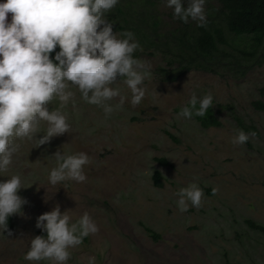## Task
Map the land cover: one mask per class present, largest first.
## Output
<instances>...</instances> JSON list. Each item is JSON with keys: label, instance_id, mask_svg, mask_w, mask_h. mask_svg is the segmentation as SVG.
Listing matches in <instances>:
<instances>
[{"label": "rangeland", "instance_id": "1", "mask_svg": "<svg viewBox=\"0 0 264 264\" xmlns=\"http://www.w3.org/2000/svg\"><path fill=\"white\" fill-rule=\"evenodd\" d=\"M137 59L151 66L138 105L131 104L123 77L111 87L119 89L125 102L107 117L69 84L74 95L68 104L61 107L54 98L48 105L49 111L66 115L69 132L36 147L47 129L42 121L34 138H12L19 148L7 171H0V181L19 176L18 195L28 203L22 214H13L11 237L0 226V264H56L24 259L31 238L42 235L37 217L56 205L70 224L87 212L99 229L68 249L66 264H87L88 257L95 264H264V233L246 222L264 224V109L253 105L264 102V62L243 78L192 71L166 83L156 73L164 65L159 53H140ZM209 93L222 126L206 129L194 118L178 116L192 94L202 98ZM106 103L114 107L119 97ZM235 116L258 131L243 145L231 142L236 130L252 131ZM57 150L87 154L85 181L49 182L51 170L58 167ZM156 170L162 174L161 187L154 183ZM191 183L203 190L202 207L190 205L181 213L176 193ZM213 189L218 191L213 194ZM147 228L160 237L155 239Z\"/></svg>", "mask_w": 264, "mask_h": 264}, {"label": "clouds", "instance_id": "2", "mask_svg": "<svg viewBox=\"0 0 264 264\" xmlns=\"http://www.w3.org/2000/svg\"><path fill=\"white\" fill-rule=\"evenodd\" d=\"M206 0H189L184 7L181 0H165V7L173 10V18L198 27L207 24ZM118 0H5L0 3V171H7L19 145L12 138H34L40 123L46 122L45 134L36 147L49 143L51 138L69 132L66 115L59 110L49 111L48 105L58 98L61 107L67 105L74 93L69 84L77 86L88 104L101 106L105 116L121 109L125 97L111 87L118 78L131 90V104L138 105L145 95L143 84L150 65L135 59L133 53L140 47L131 31L117 38L113 24L106 18ZM11 14V22L8 15ZM57 45L55 61L50 58ZM119 97L114 107L107 101ZM213 106L211 93L202 98L192 94L188 105L178 116L191 119L204 117ZM256 132L245 133L237 129L233 145H243ZM53 157L58 167L53 168L49 182L56 185L65 180L83 182V166L90 163L85 153L62 155L57 150ZM21 179L17 175L0 181V226L11 237L7 220L13 214H22L26 198L18 195ZM213 194L218 190L213 189ZM177 206L181 213L189 206L202 207L203 190L196 183L180 188ZM36 227L46 233L31 238L27 261H55L66 264L68 249L80 245L83 238L99 231L85 212L76 223L70 224L67 213L59 205L36 219ZM87 264H95L88 257Z\"/></svg>", "mask_w": 264, "mask_h": 264}, {"label": "trees", "instance_id": "3", "mask_svg": "<svg viewBox=\"0 0 264 264\" xmlns=\"http://www.w3.org/2000/svg\"><path fill=\"white\" fill-rule=\"evenodd\" d=\"M181 2L187 7L189 0ZM205 13L207 24L198 27L195 21L184 23L174 19L173 10L165 7V0H118L106 18L116 34L125 31L134 34L140 45L133 53L135 59L140 53L162 56L164 65L156 73L166 83L176 82L192 71L243 78L257 64H263L264 0H206ZM57 51H60L58 45L50 55L55 57ZM253 105L264 109L263 101H255ZM192 118L206 129L222 126L215 106L204 117ZM235 119L245 130L258 133L254 125L245 126L239 116ZM159 161L168 163L166 159ZM153 179L156 186L163 185L160 170L154 172ZM12 220L13 215L7 220L8 229L12 228ZM246 222L264 233V224L251 219ZM147 229L155 239L160 237L151 228ZM39 232L46 236L42 230Z\"/></svg>", "mask_w": 264, "mask_h": 264}]
</instances>
